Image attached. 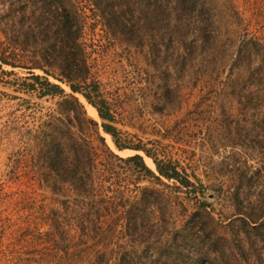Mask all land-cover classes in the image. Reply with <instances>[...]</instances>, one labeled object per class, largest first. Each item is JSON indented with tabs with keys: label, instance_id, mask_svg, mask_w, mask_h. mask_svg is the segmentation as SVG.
I'll return each mask as SVG.
<instances>
[{
	"label": "rangeland",
	"instance_id": "rangeland-1",
	"mask_svg": "<svg viewBox=\"0 0 264 264\" xmlns=\"http://www.w3.org/2000/svg\"><path fill=\"white\" fill-rule=\"evenodd\" d=\"M197 1L202 13L193 9L188 20L171 2L155 9L157 0H74L72 11L89 82L114 106L123 137L204 184L215 220L192 189L142 179L163 190L148 204L151 228L135 237L109 225L114 203L101 201L96 170L77 187L49 167L43 143L57 129L47 114L59 98L18 91L14 80L26 70L4 66L12 73L0 71V264H264V225L245 219L264 216V99L252 73L264 71V0ZM57 2L0 0V36L26 42L31 21V46L44 50L61 36L52 24L65 20ZM103 134L120 156L140 153L156 170L144 152L119 150ZM121 173L124 186L136 177Z\"/></svg>",
	"mask_w": 264,
	"mask_h": 264
},
{
	"label": "trees",
	"instance_id": "trees-1",
	"mask_svg": "<svg viewBox=\"0 0 264 264\" xmlns=\"http://www.w3.org/2000/svg\"><path fill=\"white\" fill-rule=\"evenodd\" d=\"M47 1H52V3L58 1L57 9L64 13L65 20L62 24L52 22L55 32L61 34L60 39L51 40L44 50L39 51L31 46V33L36 31L35 28H31V21L28 25H24L28 27V31L22 32L27 38L26 42H22L20 37L17 40V35L9 40L2 39L0 36V71L4 74L12 73V71L5 70L4 66L26 70L25 76L14 80L13 85L18 91L39 97L59 98L58 109L47 114L48 122L57 129V132H49L43 143L51 170L57 175L67 173L66 177L70 179L73 186L77 187L83 186V183L86 184L85 180L88 178L89 170H96L95 176L98 177L96 182L101 189V201L114 203L110 210H105V215L110 217L109 225L115 223L120 225L119 228L122 229L120 233L124 232L131 236L138 234L139 236L145 231L144 229L151 228L146 220V217L149 218L148 212L150 211L148 204L156 203L153 196H160L163 190L155 186H142L140 184L142 179H148L155 185L161 184L165 187L169 186L165 180H173L187 189H192L196 200L199 201L198 209L203 210L201 213L207 220H215V217L207 210L209 202L206 200L207 193L204 184L193 182L186 170H180L176 163L159 159L157 152L148 149L142 142L129 141L123 137L122 130L118 127L120 122L114 106L103 95L98 84L89 82L86 73L87 64L83 59L84 49L80 42L83 28L78 22L77 15L72 11L74 0ZM170 2L175 7L177 6L176 17H186V20L193 15V9L198 10L197 0H157L155 9L170 8ZM202 10L203 6L199 8L198 13H202ZM207 13L209 15V9L206 10ZM115 15L113 14L114 17ZM124 25L117 20L115 27ZM40 27L43 28V25L40 24ZM51 29L53 28L47 26L40 32L49 34ZM112 29L114 31L115 28ZM15 32L18 34L17 31ZM53 53L59 57L55 61L56 64L50 61V59L54 61ZM36 70L42 71L43 74L36 73ZM252 73L256 82L259 83L258 87L263 92L264 99V71L253 70ZM50 77L58 82L52 81ZM61 83H65L70 91L68 92ZM80 96L90 104L91 109L97 112L101 122L88 114L86 105ZM58 133L65 137L70 135L73 141L68 145L65 144L64 139ZM103 133L112 137L113 143L119 150L131 149L144 152L153 160L156 170L146 163L144 156L140 153L128 157L120 156L107 143ZM70 150L73 153L71 156H69ZM122 169L126 173L131 170L136 173V177L127 179V186L123 185L126 177L122 176ZM109 193L112 196H106ZM104 197L108 198L104 199ZM245 219L254 223V227L264 225V216ZM99 225L96 224L97 227ZM100 255L99 251L94 254V258L97 259ZM122 255L125 261L127 256L124 253Z\"/></svg>",
	"mask_w": 264,
	"mask_h": 264
},
{
	"label": "bare ground",
	"instance_id": "bare-ground-1",
	"mask_svg": "<svg viewBox=\"0 0 264 264\" xmlns=\"http://www.w3.org/2000/svg\"><path fill=\"white\" fill-rule=\"evenodd\" d=\"M93 111H94V110H93ZM94 112L97 114V112H96V111H94ZM95 113H94V114H95ZM97 115H98V114H97ZM95 116H96V115H95ZM152 163H153V162H152Z\"/></svg>",
	"mask_w": 264,
	"mask_h": 264
}]
</instances>
